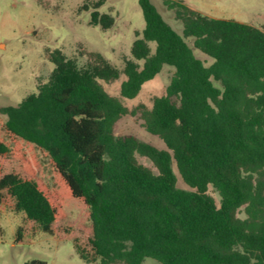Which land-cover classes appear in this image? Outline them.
I'll return each mask as SVG.
<instances>
[{"label":"trees","instance_id":"trees-1","mask_svg":"<svg viewBox=\"0 0 264 264\" xmlns=\"http://www.w3.org/2000/svg\"><path fill=\"white\" fill-rule=\"evenodd\" d=\"M102 1L83 10L106 31L114 20L97 11ZM162 2L180 34L138 0L144 26L121 70L95 52L79 65L54 50L46 81L1 109L0 157L16 168L0 174V206L52 235L68 201L81 203L91 235L88 249L77 234L74 247L85 264H264V29ZM186 39L212 62L197 59ZM163 66L173 73L150 108L129 110L102 86L122 75L120 97L131 100ZM126 115L166 150L115 135ZM173 163L189 190L176 187ZM25 235L22 223L15 243Z\"/></svg>","mask_w":264,"mask_h":264},{"label":"rangeland","instance_id":"rangeland-1","mask_svg":"<svg viewBox=\"0 0 264 264\" xmlns=\"http://www.w3.org/2000/svg\"><path fill=\"white\" fill-rule=\"evenodd\" d=\"M98 1L0 0V122L6 120V116L1 113L2 108L16 106L23 98L35 93L39 83L46 81L53 68L48 61V54L54 50H59L67 58L76 59L79 65L86 62V53L95 52L119 70L124 61L131 58L134 33L141 31L144 26L138 0H103L97 11L108 14L114 20L112 27L106 31L98 26H90L92 9L83 10L84 5ZM150 1L163 19L180 34V24L166 10L162 0ZM180 1L207 17L234 20L264 29V0ZM185 41L197 59L206 66L212 62V59L193 48L191 39ZM172 73L173 68L163 66L131 100L120 97V85L125 79L122 75L116 81L102 82V86L109 95L119 98L129 110L138 105L150 108L154 97L164 95ZM114 134L131 135L140 142L166 150L158 137L144 131L137 117L126 115L120 118L114 125ZM136 159L154 174L157 173L148 159L138 155ZM14 168L16 164L13 161L0 157V174ZM172 169L176 176V187L189 190L178 175L174 163ZM208 194L216 203L219 202V196L212 187L208 188ZM63 211L64 218L53 223L55 232L49 235L38 230L33 223L25 222L22 212H11L6 206H0V264H23L34 259L47 264H85L74 246L77 234L88 249L87 239L91 235V228L87 208L75 200H69ZM22 223L26 235L21 243H15L17 227ZM141 264L159 263L145 258Z\"/></svg>","mask_w":264,"mask_h":264}]
</instances>
